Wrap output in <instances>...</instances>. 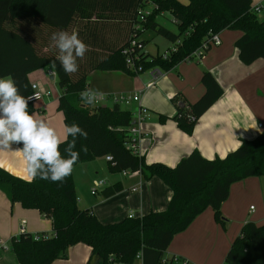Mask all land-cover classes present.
<instances>
[{
	"label": "trees",
	"instance_id": "1",
	"mask_svg": "<svg viewBox=\"0 0 264 264\" xmlns=\"http://www.w3.org/2000/svg\"><path fill=\"white\" fill-rule=\"evenodd\" d=\"M9 1L0 0V77L10 75L20 94L26 97L32 91L28 74L45 66L52 68L61 91L57 108L63 114L64 124L76 123L87 133L86 137H77L75 150L80 155L74 166L109 155L111 172L138 171L145 180L158 177L172 192L162 211L104 223L91 209L78 207L72 173L62 182L54 183L39 177L24 180L0 167V190L9 201L25 209H35L51 221L50 233H31L24 229L11 238L10 251L18 263L51 264L66 258L69 246L82 243L90 247L85 264H188L181 257H165L171 240L208 207L213 210L216 221L223 223L220 206L228 198L230 185L264 174V128L254 138L242 139L223 158L207 159L192 151L173 167L159 161L146 163L125 145L132 113L119 104L92 107L81 100L80 94L88 88V76L93 71H121L133 76L151 67L167 70L200 47L208 33H220L224 29L241 32L235 46L243 64L264 59V18L258 19L257 13L251 10V0H187V3L71 0L72 4L60 1L59 10L66 11L70 17L62 14L58 21L45 19L44 22L61 30L76 27L79 38L88 46L84 57L77 60L78 71L66 74L56 61L55 48L39 53L30 39L10 29ZM51 1L46 11L51 9ZM149 8L150 12L145 13ZM166 12L176 20L175 29L157 20ZM73 14L81 18L77 24ZM148 30L164 37L170 46H176V51L167 59H162V53L147 52L144 48L148 40L142 36ZM128 57L136 71L127 64ZM200 80L204 92L195 102L180 106L178 103L183 99L171 98L177 105L172 119L186 134L192 132L199 117L223 93L211 71L203 70ZM28 110L32 114L31 103ZM167 118L159 117L161 122ZM66 146V142L60 144L61 155ZM119 188V183H115L99 195L107 198ZM225 262L264 264V223L243 224L227 251Z\"/></svg>",
	"mask_w": 264,
	"mask_h": 264
},
{
	"label": "crops",
	"instance_id": "2",
	"mask_svg": "<svg viewBox=\"0 0 264 264\" xmlns=\"http://www.w3.org/2000/svg\"><path fill=\"white\" fill-rule=\"evenodd\" d=\"M60 1L74 3L71 0H52L51 9L46 11L50 0H10L7 24L10 29L30 39L39 53L51 52L54 46L50 36L61 29L46 24L44 20L58 21L62 14L63 17H70L66 11L59 10ZM180 1L187 3V0ZM258 2L264 4V0H251V5ZM261 12L264 18V8ZM72 17L75 24L81 21L76 14ZM159 17L157 20L161 23V20L167 19L164 14ZM169 17L175 27L173 17ZM75 28L69 32L75 31ZM240 35L238 30H222L219 33L220 45L209 47L197 59L182 60L170 69H161V75L151 88L144 89L150 79L146 70L144 74L133 76L121 71H93L88 76V89L97 92L140 93V104L137 101L133 108L124 107L122 103L119 105L132 114H135L139 105L148 109V117L142 123L148 135L139 142V152L146 163L159 161L173 167L192 151L199 152L207 159L223 158L236 149L242 139L254 138L264 128V59L258 58L248 65L243 64L235 46ZM170 45L168 43L163 52ZM203 70L214 74L223 93L199 117L192 132L186 134L172 119L177 112V105L171 98L183 99L178 103L180 106L195 102L204 92L200 80ZM28 80L30 84L37 83L43 93H48L32 104V115L47 122L62 136L64 118L57 108L61 91L54 71L50 66L38 68L28 74ZM160 115L168 118L161 122ZM17 147L13 145V149ZM77 166L73 167L72 172L74 184ZM0 167L14 176L31 180L24 172V163L18 151H0ZM120 175L111 184L105 183L96 195L90 193L94 196L92 198L86 196L85 191H90L95 178L85 179L89 186L85 184L83 195L81 191L82 201H87L84 206L91 209L101 222H115L128 217L130 213L136 217L149 211H162L167 207L172 192L158 177L145 180L138 171L126 174L120 172ZM139 181L140 186L132 191L131 188ZM115 183L120 185L115 194L107 198L100 197L101 190ZM77 197L79 205L81 198L80 195ZM220 213L223 223L216 221L210 207L197 215L184 231L173 237L165 257H181L188 264H227L225 256L243 224L248 221L257 225L264 223V174L232 183L228 198L220 206ZM22 221H25L24 229L31 233H50L52 230L50 219L35 209H25L17 202L11 203L0 190V239L8 240L17 236ZM89 254V246L77 243L68 247L66 258L57 259L51 264H85ZM0 264L19 263L10 249H7L0 253Z\"/></svg>",
	"mask_w": 264,
	"mask_h": 264
},
{
	"label": "clouds",
	"instance_id": "3",
	"mask_svg": "<svg viewBox=\"0 0 264 264\" xmlns=\"http://www.w3.org/2000/svg\"><path fill=\"white\" fill-rule=\"evenodd\" d=\"M57 51L56 61L66 74L78 71V59H82L88 46L76 31L59 30L50 36ZM100 94L85 89L80 98L88 104L95 102ZM31 98L21 95L13 78L0 77V151H18L24 163V172L31 178L62 182L73 172L79 159L76 151L77 137L87 133L76 123L65 124L62 136L47 122L36 119L28 110ZM71 137V140L68 138ZM67 143L64 155L59 150L61 143ZM13 145L19 147L13 149Z\"/></svg>",
	"mask_w": 264,
	"mask_h": 264
},
{
	"label": "built area",
	"instance_id": "4",
	"mask_svg": "<svg viewBox=\"0 0 264 264\" xmlns=\"http://www.w3.org/2000/svg\"><path fill=\"white\" fill-rule=\"evenodd\" d=\"M153 8H157L156 5H154ZM264 8V4L261 2L256 3L255 5H251V10L255 13H260ZM145 13H149L148 9L144 10ZM173 22L175 23L176 20L173 19ZM221 39L219 36V33H208L206 39L203 41L202 45L195 49L189 56H187L184 60L190 61L192 59H197L201 56L202 52H204L206 49H208L211 46H217L220 45ZM176 51V46L172 45L170 46V49L168 51H164L162 53V59H167L169 57V54ZM127 64L130 66V68L133 71H136V67L133 64V61L130 57H128ZM148 74L150 76V79L145 83L144 89L151 88L155 85L157 79L161 75V70L158 67H151L148 70ZM31 92L26 96V98H31L29 103L33 104L36 101L42 99L44 95H48V93H43L37 83H31ZM88 89V88H87ZM100 95L97 97L94 103L89 104L90 106H98V105H106L108 102H111V104H121V103H127L131 100H137L140 104V93L138 92H120V91H110V92H98ZM88 104V103H87ZM148 109L144 107L143 105H139L138 110L135 112V114H132V120L130 125L127 127V133L129 134V138L127 142L125 143L126 147L134 154L140 155L139 152V142L147 137V133L142 128V123L146 120L148 117ZM106 160L110 159V156H105ZM129 172L128 170H123L121 173L126 174ZM141 181L137 183L136 186H133L131 188L132 191H136L138 186H140ZM105 185V181L101 179H94L90 186V193L92 195H96L98 193V190L102 188ZM250 209H253V207H250ZM128 217H134L133 214H129ZM24 224L25 221L21 222V229L20 231L24 230ZM38 238V236H36ZM45 237V236H44ZM7 244L6 241L0 239V253L1 251L7 250Z\"/></svg>",
	"mask_w": 264,
	"mask_h": 264
},
{
	"label": "rangeland",
	"instance_id": "5",
	"mask_svg": "<svg viewBox=\"0 0 264 264\" xmlns=\"http://www.w3.org/2000/svg\"><path fill=\"white\" fill-rule=\"evenodd\" d=\"M150 9L151 8H149L148 11ZM163 14L165 15L167 19L161 20L162 24L168 27L169 29H175V27L170 22V19H169L170 14L167 12L162 13V15ZM257 16H259L258 19L259 18L262 19L263 18L262 12L258 13ZM157 18L159 19L160 17H157ZM142 38L148 40L144 49L151 54H155L157 51L163 53L164 47L169 43L168 40H166L164 37L155 35L154 32L151 30L146 31L145 34L142 36ZM144 72L146 73V71H143L140 74H144ZM127 103H129L130 105L126 103H122V104H124L123 105L124 107L129 106L130 108H133L134 105L137 103V100H131V102H127ZM108 104H111V102H108ZM120 176H121L120 172H111L109 170L108 162H106V160L103 157H96L95 159L91 161L78 164L76 171H75V184H76L75 190H76L77 195H80V198H81L78 207L86 208L84 205L86 204L87 201L86 202L82 201V195L84 192V188H86L85 184H87L86 183L87 181L85 179L87 178L88 179L89 178L101 179V180H104L106 184H111L117 178H120ZM88 186L89 185L87 184V187ZM81 191H82V195H81ZM85 192H86V196H88L89 198L94 197L90 195L89 189H87V191ZM96 198H99V197H96ZM4 241H6V244L9 250L11 247V239L4 240Z\"/></svg>",
	"mask_w": 264,
	"mask_h": 264
}]
</instances>
